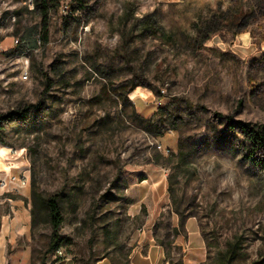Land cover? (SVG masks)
Segmentation results:
<instances>
[{
    "label": "rangeland",
    "instance_id": "374dc122",
    "mask_svg": "<svg viewBox=\"0 0 264 264\" xmlns=\"http://www.w3.org/2000/svg\"><path fill=\"white\" fill-rule=\"evenodd\" d=\"M226 118L264 124V0H0V264H264Z\"/></svg>",
    "mask_w": 264,
    "mask_h": 264
},
{
    "label": "trees",
    "instance_id": "16d2710c",
    "mask_svg": "<svg viewBox=\"0 0 264 264\" xmlns=\"http://www.w3.org/2000/svg\"><path fill=\"white\" fill-rule=\"evenodd\" d=\"M34 3L35 11L41 16L46 32L51 9L57 7L59 0H34ZM226 120L233 129H235L236 126L240 129L244 137V149L246 154L256 166L264 170V124L234 123L230 118H226ZM2 131L3 123L2 119H0V132ZM45 209L53 231L50 252H58L63 241L61 228L65 220L60 204V197L56 195L47 199L45 202Z\"/></svg>",
    "mask_w": 264,
    "mask_h": 264
},
{
    "label": "built area",
    "instance_id": "2783aa9c",
    "mask_svg": "<svg viewBox=\"0 0 264 264\" xmlns=\"http://www.w3.org/2000/svg\"><path fill=\"white\" fill-rule=\"evenodd\" d=\"M13 182L15 183V182H18V185H20V187L22 186V187H26L27 186V179L25 178V177H22V178H20L19 180L16 178V177H14L13 178Z\"/></svg>",
    "mask_w": 264,
    "mask_h": 264
}]
</instances>
